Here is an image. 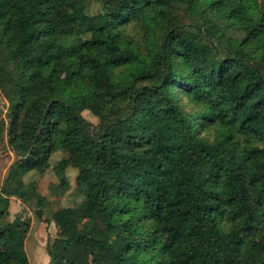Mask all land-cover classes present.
<instances>
[{
    "label": "trees",
    "instance_id": "1",
    "mask_svg": "<svg viewBox=\"0 0 264 264\" xmlns=\"http://www.w3.org/2000/svg\"><path fill=\"white\" fill-rule=\"evenodd\" d=\"M95 1L0 0V140L24 175L64 152L84 192L49 264H264V0ZM36 187L0 186V264L29 229L10 196L42 219Z\"/></svg>",
    "mask_w": 264,
    "mask_h": 264
},
{
    "label": "rangeland",
    "instance_id": "2",
    "mask_svg": "<svg viewBox=\"0 0 264 264\" xmlns=\"http://www.w3.org/2000/svg\"><path fill=\"white\" fill-rule=\"evenodd\" d=\"M89 7L83 9L81 4H77L75 9L77 13L82 14L87 11L95 15L100 10V4L95 0H85ZM184 20L192 21L191 15H184ZM98 25V20L93 18L90 26ZM229 32L240 37L237 29H231ZM73 38V35L70 36ZM9 101L4 95H0V124L5 128L8 126ZM85 118L93 124L99 123V118L89 110L83 112ZM64 152H57L51 159V167L45 171H32L26 175L21 170L12 167L16 159V154L8 144L6 132L3 139L0 140V186L5 187L9 192L17 191L23 183L29 184L36 182V190L47 197L48 202L44 208V216L39 219L36 215L38 206L36 200H23L17 196H10V214L6 220L14 221L20 218L29 225L25 239L17 248L19 255V264H49L50 256L48 247L55 241H61L58 232L59 229L53 220L54 213L61 207L75 206L84 197V192L77 185L78 171L75 167H69L66 174L70 181V187L65 190L62 180L57 175L54 166L60 159L66 156ZM31 191V189H29Z\"/></svg>",
    "mask_w": 264,
    "mask_h": 264
}]
</instances>
